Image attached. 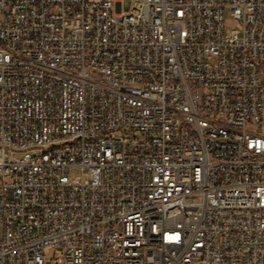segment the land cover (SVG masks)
<instances>
[{"label": "built area", "instance_id": "obj_1", "mask_svg": "<svg viewBox=\"0 0 264 264\" xmlns=\"http://www.w3.org/2000/svg\"><path fill=\"white\" fill-rule=\"evenodd\" d=\"M122 5L0 0V264H264V0Z\"/></svg>", "mask_w": 264, "mask_h": 264}, {"label": "rangeland", "instance_id": "obj_2", "mask_svg": "<svg viewBox=\"0 0 264 264\" xmlns=\"http://www.w3.org/2000/svg\"><path fill=\"white\" fill-rule=\"evenodd\" d=\"M133 3H134V0H123V5H122L123 10L127 11V12L130 11ZM226 17L231 18L230 14L228 12L226 13ZM229 24H231L235 27H238V23H236V22H230ZM71 175L73 178H76V177L82 175V171L79 168H73L71 170Z\"/></svg>", "mask_w": 264, "mask_h": 264}]
</instances>
